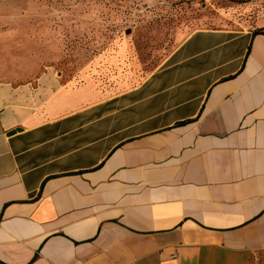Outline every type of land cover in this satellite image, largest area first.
<instances>
[{"label":"crops","instance_id":"crops-1","mask_svg":"<svg viewBox=\"0 0 264 264\" xmlns=\"http://www.w3.org/2000/svg\"><path fill=\"white\" fill-rule=\"evenodd\" d=\"M34 75L0 78V264H264V20L136 86Z\"/></svg>","mask_w":264,"mask_h":264},{"label":"rangeland","instance_id":"rangeland-1","mask_svg":"<svg viewBox=\"0 0 264 264\" xmlns=\"http://www.w3.org/2000/svg\"><path fill=\"white\" fill-rule=\"evenodd\" d=\"M263 20L264 0H0V78L51 67L86 70L103 89L136 86L193 32Z\"/></svg>","mask_w":264,"mask_h":264},{"label":"water","instance_id":"water-1","mask_svg":"<svg viewBox=\"0 0 264 264\" xmlns=\"http://www.w3.org/2000/svg\"><path fill=\"white\" fill-rule=\"evenodd\" d=\"M128 32L130 33L131 31L129 30ZM19 131H21V129H16L14 131H11L9 134L13 135V134H15L16 132H19Z\"/></svg>","mask_w":264,"mask_h":264},{"label":"trees","instance_id":"trees-1","mask_svg":"<svg viewBox=\"0 0 264 264\" xmlns=\"http://www.w3.org/2000/svg\"><path fill=\"white\" fill-rule=\"evenodd\" d=\"M263 31L259 30V31H256L255 33L259 34V33H262Z\"/></svg>","mask_w":264,"mask_h":264}]
</instances>
